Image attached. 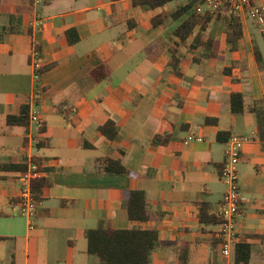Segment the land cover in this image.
Masks as SVG:
<instances>
[{
    "label": "crops",
    "instance_id": "0c3cea01",
    "mask_svg": "<svg viewBox=\"0 0 264 264\" xmlns=\"http://www.w3.org/2000/svg\"><path fill=\"white\" fill-rule=\"evenodd\" d=\"M180 4L0 0V17L8 24L18 17L23 30L0 41V165L17 166L0 169V264H102L87 238L101 222L157 229L150 264H235L234 252L224 256L215 237L219 224H202L197 205L208 202L219 216L227 160L220 131L249 138L237 165L245 198L237 228L241 241L252 244L248 264H264V144L256 114L231 108L233 92L244 94L247 107L264 102V28L262 39L259 24L240 18L243 37L233 51L229 18L214 16L203 32L212 44L191 48L196 34L185 42L174 34L187 17H172ZM160 15L163 22L154 26ZM35 51L42 67L53 65L39 78ZM173 54L184 77L170 67ZM100 64L108 71L103 81L93 75ZM34 103L44 131L32 142L29 132L37 129L12 126L7 117ZM110 119L119 125L115 140L99 131ZM158 134L171 135L170 143L155 146ZM35 157L50 186L31 228L20 213L18 177ZM100 157L120 159L131 174L105 171ZM134 190L145 192L151 220L129 218L123 201Z\"/></svg>",
    "mask_w": 264,
    "mask_h": 264
},
{
    "label": "trees",
    "instance_id": "16d2710c",
    "mask_svg": "<svg viewBox=\"0 0 264 264\" xmlns=\"http://www.w3.org/2000/svg\"><path fill=\"white\" fill-rule=\"evenodd\" d=\"M179 1L180 6L172 13L175 19L181 18L187 14V17L180 23L175 30V35L182 42H185L190 36L195 35V42L191 48L203 46L208 48L212 44V40L205 41L203 32L213 20L214 16L220 15H201L194 9L198 0H134L136 6H145L149 9L165 7L167 4ZM229 30L227 33V41L230 49L235 51L240 47V41L243 37V25L240 17H228ZM163 22V16L153 19L154 26H158ZM18 17L11 15L9 24L0 26V41H3L8 34L20 33L23 30L19 26ZM199 27L198 33L195 29ZM30 32V31H29ZM38 49V48H37ZM259 64L261 59L257 52ZM180 60L173 54V59L170 62V67L176 75L184 77L183 72L179 68ZM53 65L41 67L37 70L38 78L50 70ZM261 67H263L261 65ZM229 73V69H225ZM93 75L97 81H103L108 76V71L105 65L100 64L93 70ZM35 101H39L38 86L35 89ZM231 108L233 113H242L246 109L256 114L258 124V137L264 144V102L256 101L249 107L245 104L244 94L241 92H233L231 95ZM208 121H211L208 119ZM8 124L12 126H23L29 128L30 125V105L24 104L20 108V112L7 117ZM44 128V127H43ZM44 129L41 130V132ZM99 131L111 140H115L119 135L118 123L110 119L105 124L99 127ZM232 136L226 131H220L218 138L220 141H228ZM172 139L171 135L158 134L153 140L155 146L167 145ZM89 148L93 146L85 144ZM35 162L39 165V171L42 172V162L40 157H35ZM98 161L102 164L107 172L112 173H128L129 170L122 164L120 159L111 157H100ZM0 169L16 170V165H0ZM28 168L24 166L20 171L24 172ZM50 186V181L44 176H39L33 182L34 196L41 200L43 198L44 189ZM19 201V200H18ZM124 207L128 211L129 218L134 221L146 222L152 219V214L149 211L146 194L143 190H134L126 193L123 201ZM199 207V218L202 224L211 225L219 224L222 218L218 215L211 214V204L208 202L197 203ZM88 251L91 254L98 256L102 264H150L152 261L153 252L157 249L160 241L159 231L155 228H144L133 226L129 229H116L107 226L101 222L96 228H91L87 231ZM252 244L247 241H241L235 246L234 261L235 264H248L251 260ZM187 264V263H185Z\"/></svg>",
    "mask_w": 264,
    "mask_h": 264
},
{
    "label": "built area",
    "instance_id": "2783aa9c",
    "mask_svg": "<svg viewBox=\"0 0 264 264\" xmlns=\"http://www.w3.org/2000/svg\"><path fill=\"white\" fill-rule=\"evenodd\" d=\"M194 9L201 15H222L227 17H249L259 25H264V0H198ZM34 66L36 70L42 67L39 62L38 52L35 51ZM38 77V76H37ZM30 124L37 130H30L29 137L32 142L37 141V135L44 127L38 106L34 103L30 107ZM249 141L247 137L233 135L227 141V160L221 171V179L225 185V193L219 216L222 221L215 232V237L219 239L221 251L224 256L231 257L235 246L241 242L242 238L237 228V218L240 207L245 201L242 196L239 183L238 163L241 160V150L243 143ZM41 176L39 165L31 159L28 169L18 177L19 182V206L20 213L29 217L32 221L31 228H34V218L40 202L34 196L33 182Z\"/></svg>",
    "mask_w": 264,
    "mask_h": 264
},
{
    "label": "rangeland",
    "instance_id": "374dc122",
    "mask_svg": "<svg viewBox=\"0 0 264 264\" xmlns=\"http://www.w3.org/2000/svg\"><path fill=\"white\" fill-rule=\"evenodd\" d=\"M8 24L7 18L0 17V25ZM264 28V25H260V27L257 28L259 31L260 37L263 39V34L260 29Z\"/></svg>",
    "mask_w": 264,
    "mask_h": 264
}]
</instances>
